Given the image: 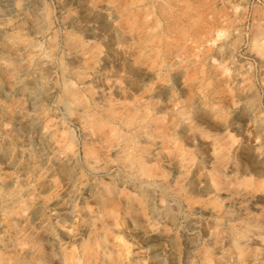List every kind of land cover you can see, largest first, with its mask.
Listing matches in <instances>:
<instances>
[{
    "label": "rangeland",
    "instance_id": "1",
    "mask_svg": "<svg viewBox=\"0 0 264 264\" xmlns=\"http://www.w3.org/2000/svg\"><path fill=\"white\" fill-rule=\"evenodd\" d=\"M14 1L0 0V8L3 9H0L2 40L7 46L13 37H24L31 30L33 16L41 18L47 12L46 32L38 43L45 48L50 39L55 41L51 69L55 84L62 82L61 67L70 69L77 62L63 38L69 32L81 36L86 42L90 40L95 43L104 56L99 62L100 72H105L107 79L89 81L96 100L102 99L98 97V92L103 83L118 80L125 86L128 100L143 104L149 97L140 95L137 89L149 83L155 89L153 99L157 105L175 103L173 99H178L180 102L175 106L180 110L187 103L185 94L191 90L192 104L179 114V118L187 127L198 126V130L194 129L196 137L191 143L197 147V153L205 157L207 165L216 159L219 148L215 146L227 140L230 160L224 165V176L227 181L239 180L235 187L241 201L236 197L226 198L225 208L231 211L226 220L218 222V211L212 205L195 202L188 206L184 200L173 198L175 214L171 227L183 234L182 247L185 252L182 261L187 262L188 259L198 263L195 253L206 245L217 264H264V224L244 225L247 233L239 239L244 247V253L240 254L233 242L235 231L228 222V218L245 216L255 220V216L264 217V190L251 192L252 186L241 183L243 178L251 176L264 183V168L252 173L241 163L235 166V160L242 156V150L246 148L253 162L264 159V0H21L23 11L14 7ZM94 10L103 13L105 28L98 20L85 18L82 14ZM133 10L137 13L133 14ZM25 13H29V16L26 17ZM66 13H70L72 20H65ZM110 50L120 52L123 66L120 67L109 55ZM136 72L147 74L150 79L138 78ZM176 73L180 76L178 81L173 77ZM66 78L68 82H75L71 74ZM133 80L137 81L136 87L127 84ZM178 86L185 87V91L178 90ZM7 91L6 84L0 79V96H5ZM59 95L58 90L44 95L41 105L30 109L29 119L19 120L18 129L13 127V121L0 126V143L4 142L3 146L8 148L6 154H9L10 162H15V166L0 162V181L12 180L11 183L20 184L23 193L32 190L35 181L40 184L36 189L37 199L23 205L22 213L32 226L42 216L34 214L37 210L43 213L49 209L51 218L55 216L54 211L64 216L69 207V198L75 204L84 203L94 208V194L84 193L81 183L90 184L95 179L105 182L109 175L101 167L92 170L84 165L83 145L88 136L74 117L65 113L59 104ZM111 95L116 101H122L123 96L118 92ZM7 103L11 106L12 99H8ZM53 115L65 130L60 141L65 142L66 135L74 141L73 159H67L62 165L53 164L45 155L54 142L46 126ZM27 120L34 125L31 130L24 129ZM201 131L206 134L200 135ZM211 133L221 139L217 142ZM148 139L153 140L152 137ZM21 148L33 150L42 168L51 164L52 174L41 176L17 167L16 163L22 165L26 162L20 155ZM197 153L193 162H196ZM61 167L65 168L71 181L69 195L68 188L60 191L65 182L56 168ZM121 171L116 166L110 171L120 183L127 180ZM193 196H198V193ZM155 201L158 206L159 200L155 198ZM53 203L55 210L50 208ZM0 216L1 236L5 233V227L1 225V212ZM73 218V214L66 215L68 223ZM114 223L122 232L117 234L113 243L123 245L126 251L121 255V262L151 264L152 257L157 256L150 250L152 243L141 246L131 239L123 230L125 222L121 214ZM32 226H27V231L35 230ZM56 228L60 230L58 225ZM66 228L70 230V226ZM168 242V238L162 237L153 241V245L159 247L160 251L165 249Z\"/></svg>",
    "mask_w": 264,
    "mask_h": 264
},
{
    "label": "bare ground",
    "instance_id": "2",
    "mask_svg": "<svg viewBox=\"0 0 264 264\" xmlns=\"http://www.w3.org/2000/svg\"><path fill=\"white\" fill-rule=\"evenodd\" d=\"M14 7L23 11L21 0H15ZM132 13L137 12L133 10ZM82 14L85 18L98 20L105 28L101 11ZM25 15L27 17L29 13ZM64 18L66 21L72 20L70 13H66ZM46 21L47 12L41 18L33 16L31 30L24 37H13L7 46L0 30V79L8 90L5 96H0V126L13 121V127L18 129L19 120L29 119L30 109L40 106L44 95L58 90L59 104L68 116L74 117L88 136L83 145L84 165L92 170L101 167L109 175L105 182L95 179L90 184L80 178L83 181V192L94 194L96 198L94 208L84 203L75 204L69 198V207L64 216H59L54 211L55 216L51 218L49 209L43 213L37 210L34 214L42 216L33 226L22 212L24 203L37 199L39 181H35V187L26 193L22 192L20 184L11 183L12 180L0 181V212L3 216L1 225L5 227V233L0 236V264H123L121 255L126 253L124 246L113 243L117 234L122 232L114 223L120 214L125 222L123 230L131 239L138 241L141 246L152 243L150 250L157 256L152 257L151 264H217L206 245L198 248L195 253L198 263L196 260L182 261L184 240L183 234L171 227L175 214L172 200L182 199L188 206L195 202L210 204L218 211V222H223L228 217L231 210L225 208L224 200L230 197L241 199L238 198L239 192L235 187L239 180L227 181L224 176V165L230 160L227 140L215 146L219 148L216 159L207 165L205 157L199 155L197 147L191 143L196 137L195 130H198V126L187 127L179 118V114L192 104L191 90L185 94L187 103L182 106V110L175 106L180 102L178 99H173L175 103L157 105L153 99L155 89L149 83H144L137 89L140 90V95L149 97L143 104L128 100L126 88L118 80L103 83L98 92V97L102 99L96 100L89 81L107 79L108 75L100 72L99 62L104 56L95 43L90 40L86 42L74 33L64 32L63 38L65 37V44L77 62L70 69L62 66V82L55 84L51 78L55 41L50 39L45 48H41L38 43V39L45 35ZM109 55L120 67L123 66L120 52L110 50ZM68 74L81 85L68 82ZM136 74L138 78L150 79L147 74ZM173 77L176 81L180 78L178 73ZM127 84L136 87L137 81ZM184 88L178 86L177 89L183 92ZM113 92L122 95V101H116L111 95ZM8 99L13 101L11 106L7 103ZM201 118L206 119L205 116ZM25 124V130L34 128L29 120ZM46 126L54 142L45 155L57 165L73 159L74 141L71 136L66 135L65 142L60 141L65 131L63 125L53 115L47 120ZM200 133L206 134L205 131ZM211 135L215 136L214 140L217 142L221 139L215 133ZM3 143H0V162L9 164V154H6L7 147ZM27 148L20 149V155L27 163H16L17 167L36 175L52 174V165L47 164L42 168L33 150L28 151ZM14 150L15 146L12 148L13 152ZM195 152L198 156L196 162H193ZM248 153L247 148L242 150V156L237 158L238 161L235 160V166L241 163L252 173L259 172L261 167L264 168V159L255 163ZM14 163L11 164L15 166ZM115 166L122 170V176L130 182L122 180L120 183L115 180L110 173ZM56 170L65 182L60 191L68 188L69 195L72 185L65 168ZM241 183L252 186L251 192L256 189L264 190V183L253 176L243 178ZM224 192L226 193L222 194ZM195 193L198 196L194 197ZM155 198L159 200L158 206ZM50 208L55 210V203ZM68 214L74 216L71 223L66 220ZM228 222L235 231L233 242L239 253L243 254L244 247L239 239L246 236L244 225L254 223L255 226H262L264 217L255 216V220L245 216L228 218ZM57 225L60 230L56 228ZM27 226H32L35 230L29 232ZM67 226H70V230ZM216 235L219 236V233ZM162 237L168 238L169 242L165 249L159 251L153 241Z\"/></svg>",
    "mask_w": 264,
    "mask_h": 264
}]
</instances>
